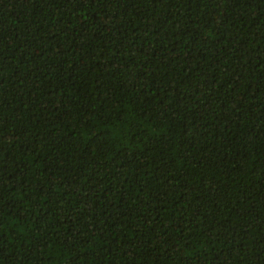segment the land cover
Returning <instances> with one entry per match:
<instances>
[{"label":"trees","instance_id":"1","mask_svg":"<svg viewBox=\"0 0 264 264\" xmlns=\"http://www.w3.org/2000/svg\"><path fill=\"white\" fill-rule=\"evenodd\" d=\"M0 264H264V0H0Z\"/></svg>","mask_w":264,"mask_h":264}]
</instances>
